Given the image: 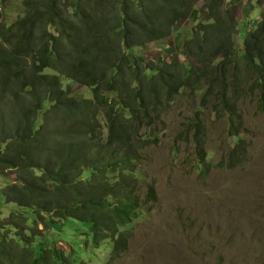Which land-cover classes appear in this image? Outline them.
Segmentation results:
<instances>
[{"label": "trees", "instance_id": "16d2710c", "mask_svg": "<svg viewBox=\"0 0 264 264\" xmlns=\"http://www.w3.org/2000/svg\"><path fill=\"white\" fill-rule=\"evenodd\" d=\"M8 1L0 0V173H17L3 194L18 208L0 224V264H84L108 242L110 257L119 254L124 231L144 215L133 189L141 151L157 144V121L180 89L196 95L204 86L200 108L215 100L229 133L241 123L243 92H257L264 111V17L247 29L241 52L228 0H204L205 23L198 0H20V15L6 22ZM185 19L196 21L183 47L198 64L181 70L173 59L156 71L135 52ZM62 76L93 81L95 95L73 93ZM192 140L201 167L199 128ZM74 232L84 242L70 243Z\"/></svg>", "mask_w": 264, "mask_h": 264}, {"label": "rangeland", "instance_id": "374dc122", "mask_svg": "<svg viewBox=\"0 0 264 264\" xmlns=\"http://www.w3.org/2000/svg\"><path fill=\"white\" fill-rule=\"evenodd\" d=\"M259 1L228 0L242 28L236 41L240 50L247 29H254L264 17V0ZM20 9V0H9L4 20H16ZM194 10L197 22L212 20L204 0H198ZM0 12L1 20V5ZM195 22L177 20L171 37L135 52L146 62L157 63L156 71L173 59L182 62L181 70L189 69L198 62L185 54L183 44ZM61 78L73 93L95 95L93 81L81 84ZM139 80L142 87L148 82L146 75ZM202 92L204 86L196 95L182 88L175 100L165 104L156 125L158 142L142 149L138 167L143 174L139 173L133 188L144 215L124 231L129 237L119 254L110 257L112 243L108 242L84 264H264V111H260L259 95L243 92L238 104L241 123L233 127L242 139L237 144L233 131L228 132L226 117L215 113V100L200 108ZM100 118L106 126L103 113ZM198 128L206 156L201 167L196 166L200 152L192 140ZM17 181L12 170L0 173V224L18 208L3 194ZM81 237L74 232L69 242L82 243Z\"/></svg>", "mask_w": 264, "mask_h": 264}, {"label": "bare ground", "instance_id": "6f19581e", "mask_svg": "<svg viewBox=\"0 0 264 264\" xmlns=\"http://www.w3.org/2000/svg\"><path fill=\"white\" fill-rule=\"evenodd\" d=\"M256 29H257V28H256ZM257 31H258V30H257ZM247 33H248V32H247ZM255 33H256V30H255ZM248 34H249V33H248ZM248 34H247V36H249ZM256 34H258V33H256ZM251 36H252V35H251ZM251 39H252V38H251ZM246 41H247V40H246ZM246 41H245V42H246ZM239 50H240V49H239ZM242 51H243V50H241V52H242ZM244 67H245V66H244ZM243 69H244V68H243ZM239 75H241V73H240ZM203 85H204V84H203ZM201 88H202V87H201ZM241 91H242V90H241ZM197 92H198V91H197ZM199 92H200V91H199ZM206 93H207V92H206ZM188 95H189V94H188ZM193 97H194V96H193ZM208 100H210V99L208 98ZM198 102H199V101H198ZM212 102H213V101H212ZM213 103H214V102H213ZM214 104H215V103H214ZM127 116H128V115H127ZM130 116H131V115H130ZM213 121H214V120H213ZM98 128H99V127H98ZM234 136H235V135H234ZM235 138H236V137H235ZM237 144H238V143H237ZM137 174H138V173H137ZM83 176H84V175H83ZM84 177H85V176H84ZM84 177H83V178H84ZM76 181H77V180H76ZM50 188H51V187H50ZM236 226H237V224H236ZM63 240H64V239H63ZM84 260H85V259H84ZM59 261H60V260H59ZM59 261H58V262H59Z\"/></svg>", "mask_w": 264, "mask_h": 264}, {"label": "water", "instance_id": "95a60500", "mask_svg": "<svg viewBox=\"0 0 264 264\" xmlns=\"http://www.w3.org/2000/svg\"><path fill=\"white\" fill-rule=\"evenodd\" d=\"M0 18H1V12H0Z\"/></svg>", "mask_w": 264, "mask_h": 264}]
</instances>
